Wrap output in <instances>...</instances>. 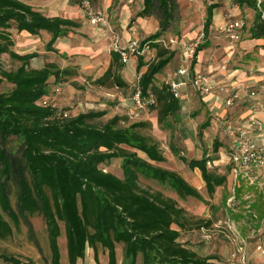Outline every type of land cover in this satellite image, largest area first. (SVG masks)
<instances>
[{
	"label": "trees",
	"instance_id": "trees-1",
	"mask_svg": "<svg viewBox=\"0 0 264 264\" xmlns=\"http://www.w3.org/2000/svg\"><path fill=\"white\" fill-rule=\"evenodd\" d=\"M81 6L80 0H71ZM214 1V0H213ZM240 9H250L255 17L249 33L251 39H264V2L259 0H233ZM217 4L206 9L204 36H208ZM157 17L160 30L140 42L144 48L156 50L151 63L144 55L137 56L136 71L141 96L153 102L148 105L157 111L159 121L179 114L181 101L176 98L169 83L158 85L156 78L175 59L172 51L158 40L179 20L177 0H143L137 18ZM80 28L74 20L48 17L20 0H0V57L8 55L20 65L11 70L0 65V85H13L12 91L0 93V239L13 233L12 221L19 224L20 216L43 218L50 249L51 264H62L59 239L60 224L64 225L69 264H79L90 248L98 258L99 248L107 252L108 264H118L117 246L122 245L124 264H216L211 257H201L181 241V233L209 227L210 222L194 220L175 200L162 192L142 188L140 176L170 186L180 198L192 197L205 204L201 193L181 175L153 167L141 158L142 152L152 161H163L160 143L142 131L152 127L149 122L122 126L114 117L102 126L94 122L106 112H87L77 116H64L52 106L40 102L49 96L52 78L62 82L75 75L72 68L61 69L54 63L43 68L31 67L38 53L19 54L14 50L12 31L51 35L47 52H56V42ZM206 46H199L198 53ZM124 49V48H123ZM111 64L100 78L92 83L100 87H130L123 76L125 64L120 51L111 52ZM135 89V90H136ZM209 126V122L202 128ZM19 143L13 156L9 141ZM215 152L220 145L214 142ZM134 150V152H133ZM114 160L121 161L123 177L105 171L102 166ZM181 160L194 170L199 169L210 198L218 187L226 183L210 156ZM16 181L18 193L16 207L11 197V181ZM10 220H8V219ZM10 264H22L13 256L0 255Z\"/></svg>",
	"mask_w": 264,
	"mask_h": 264
},
{
	"label": "rangeland",
	"instance_id": "rangeland-1",
	"mask_svg": "<svg viewBox=\"0 0 264 264\" xmlns=\"http://www.w3.org/2000/svg\"><path fill=\"white\" fill-rule=\"evenodd\" d=\"M23 1L44 9L45 12H47V16H53L57 13L61 14L60 17L63 18L67 16L69 19L78 18L77 20H79V18H81L86 26V30H82L83 33L79 32L78 35L70 37L72 39L68 38L62 41L63 43L72 45L74 43L75 51L67 54L64 53L63 50H57L56 52H49L50 54L47 58H41L40 55L39 58L31 62V67L35 69L43 67L48 63H54L61 69L72 68L74 70L75 75L62 82L57 83L54 78L51 79L49 83V96L47 98L54 108L72 117L91 111L106 112L103 118L94 122L98 126L104 125L116 116L121 119L120 124L122 126L149 122L152 124V127L142 131V133L152 136L160 143L163 161H152L142 152H137L138 155L147 160L153 167L178 173L182 177H185V179H187L190 174L188 170L190 168L181 160L182 156L188 160L200 159L207 154H211V159L215 157L214 141L216 140L219 145H224L226 139L222 137L216 139L214 137L215 133H212L213 135L210 134L209 126H206L204 129L202 128V126L210 120V112L207 111L204 105V108L203 106H201L202 108L200 107L203 103L195 94L192 96L190 95L189 102L187 98L183 101L181 98V112L169 116L163 122L159 121L157 111L152 110L148 105L149 103L142 108L136 106L132 99L133 94L135 89L138 88L140 75L146 70V68H143L140 73L136 71L137 56L132 57V59L125 64L126 68L122 71V76L130 84L129 88L100 87L92 83L109 68L110 65H108V62L111 52L126 48L132 40H139L142 42L147 36L153 35L160 30V21L157 17H152L147 21L144 26L146 32L139 28L140 26L137 23L136 17L138 13L137 0H91L93 11L102 14L104 18V22L97 25L91 23L90 17L82 6L79 7V14L81 17H78L76 13H63L65 8L61 4L62 0H60V5L62 6L58 11L53 10L55 7H52V4L53 6L56 4L55 0L52 4L50 3L51 0ZM64 1L66 3L65 7L68 8V0ZM177 1L179 4V20L171 28L166 30L161 38L164 40L168 49L176 51V57L168 68L157 76L155 83L158 85L171 82L175 78L176 72L189 64L185 62L187 54L183 47L184 43L187 44L189 42L199 41L201 43L200 45L206 44L204 40L207 38L205 36L203 37L206 12L205 19H203L204 13L202 12L203 8H201V5L208 6L207 3L211 2V0L205 2L203 0H198L200 1L199 4L192 7L189 3L190 0ZM192 1L195 2V0ZM260 1L264 2V0ZM140 4L143 6V0H141ZM123 5H127V7L123 8ZM232 11L234 13L238 12L236 10ZM248 21V18L242 19V22L245 24V31L249 28ZM109 26L114 30V33L111 34L112 37L103 36L101 38V40L104 38V44L98 37L96 38L89 33L91 29H108ZM187 26H192L195 33L197 32L196 37L190 41L185 38L184 29ZM125 31V37H122L121 33ZM12 35L13 39L16 41V52L48 53L46 51V44L50 40L49 33L41 32L40 35L31 37L26 34L21 35L13 30ZM171 40L174 42L172 43ZM225 40L230 47L229 41L226 38ZM91 49H93V51ZM208 50L209 49H205L202 50V52ZM156 55L155 49L146 48L144 53L145 61L151 63L155 60ZM213 60L215 59L213 58ZM0 65L7 70H11L17 68L20 64L12 62L8 55H3L0 57ZM198 71L199 73L204 72V65H202L201 62L199 63ZM165 72L167 73L165 74ZM13 88V85L3 82L0 85V93H8L12 91ZM193 102H196V104ZM8 143L11 153L14 156L19 151V143L12 138ZM102 168L120 178L123 177L120 160H114L109 165L102 166ZM217 171L219 173V170ZM139 183L142 188L162 192L164 196L175 200L181 208L186 210L188 216L194 220L201 219L202 222L208 220L216 222L217 219H221L222 226H227L226 223H224L226 222L225 213H218V215L215 212L214 214L212 213V208L210 206L211 201H209L210 198L206 189H203L202 193L204 198L209 202L208 204L192 197L186 199L180 198L170 186L160 184L142 175L140 176ZM197 183L198 180L193 178L191 184L196 186ZM10 185L13 206L16 207L18 186L16 181L13 180L10 182ZM10 223L13 227V233L7 239H0V255L13 256L22 264H51L46 225L42 217L35 216L25 219L23 216H20L18 225H15L12 221H10ZM60 226L62 230V236L59 239L61 262L62 264H69L65 229L62 223ZM202 228L209 231L211 235L209 240L206 241L202 239L200 228H197L192 231L182 232L181 241L188 243V246L192 247L201 257H216L215 261L218 264H228V261L237 252L236 250L233 251L231 245L228 244L229 239L224 234H218L216 231L219 229L218 227H214V225H210L208 228ZM244 243L245 242L239 246L242 247L241 249L245 252ZM98 252V258L95 259L93 250L87 248L85 259L79 261V264H108L107 252L101 248H99ZM117 253L118 264H124V251L122 245L117 246ZM245 253L247 255V264H257L254 262V259H251L249 251ZM261 255L264 257L262 252ZM0 264L10 263L0 259ZM138 264H141V258H139Z\"/></svg>",
	"mask_w": 264,
	"mask_h": 264
},
{
	"label": "crops",
	"instance_id": "crops-1",
	"mask_svg": "<svg viewBox=\"0 0 264 264\" xmlns=\"http://www.w3.org/2000/svg\"><path fill=\"white\" fill-rule=\"evenodd\" d=\"M20 1L34 7L36 10L42 12L45 15L47 14V12H45V10L42 8L36 7L31 3L23 0ZM55 1V6H53L52 4L54 3V0H51L50 2L52 4V7H55L53 8V10L58 11V9L63 5V7L65 8L63 13H76L78 17H81L79 14V6H75L71 0H68V8L65 7L66 3L64 0H62V5H60V0ZM203 1L205 2L207 0ZM199 2L200 1L198 0H195V2H193L192 0L189 1L191 7L194 5H198ZM136 3L139 13L142 10L143 6L140 4L141 0H137ZM207 4L218 5L214 13L213 23L208 36H205L207 39L204 40V43L206 44H204L203 46H206L205 49L209 50L206 52L200 51L194 65H192L193 61L190 64L186 59L185 62L189 63L188 65H190V73L192 76L195 73H199L198 68L199 63L201 62L202 65H204V72L201 74L208 75L210 77L211 84L215 88V91L210 96L203 97L194 89H192L190 85L181 89L182 101L186 100L187 98L189 102L190 95L192 96L195 94L203 103L200 105V107L204 105L207 111L210 112L209 117L211 118L208 121L210 124V134L215 133L214 137L216 139H220V137L226 139L224 145L220 144L218 151L214 154L215 157L211 161L213 166L217 170H219V174L226 176V183L216 189L213 197H209V201H211L210 206L212 208L213 214L214 212L217 213V215L218 213H225L224 215L226 216V222L224 223H226L227 226H222L221 219H217L216 222L211 220H208L206 222H210L211 225H214V227H218L219 230H217L216 232H218V234H224L229 239L228 244L231 245L233 251L240 250L242 247H240L239 245L245 242V245L243 244L245 246V252L249 251L251 259H254V262L257 264H264V257L261 255V252L256 250L257 246H262L264 249V169L254 170L250 173H245L244 171L240 170L239 174L236 176L233 173L232 167L230 166L229 162V156L234 147V137L227 135L225 130L226 125H231L235 131L239 127H244L251 140L255 141L257 144L264 145V93H262L260 83V81L264 78V39H251L250 37L249 28L251 27L255 17V14L252 10L246 8L240 9L233 3V0H211V2ZM126 7L127 5H123V8ZM207 7L208 6L206 5H201V8H203L202 12L204 13V16L202 14L203 19H205V12ZM232 10H236L238 12L234 13ZM228 14H231L235 19H249V28L247 31H243L244 38L242 39V41L230 47L227 45L225 37L217 32V27L224 23L225 16ZM60 15L61 14L56 13V15L48 17H60ZM67 17L66 19H69ZM77 19L71 18V20H74L80 24V28L70 33L67 37L59 39L54 45V48L56 50H63L64 53L67 54H70V52L76 50L74 48V43L72 45L69 43H63L62 41L68 38L72 39L70 37L78 35V33L82 32V30H86V26L84 22H82V19ZM149 19L150 18H137V23L140 26L139 28L144 32H146V28H144V26ZM113 31L114 30L109 26L108 29H91L89 33H91V35L96 38L98 37V39H100V41H102V43L104 44V38L103 40H101V38L103 36L112 37L111 34L114 33ZM184 33L185 38L188 41L193 40L197 35V32L195 33L192 26H187L184 29ZM19 34H26L31 37L38 36H33L26 32H22ZM125 34L126 31L121 33V36L125 37ZM49 37L51 39L50 34ZM14 42L15 50L16 41L14 40ZM91 50L93 51V49ZM49 54V52L42 53L39 54V56L41 55V58H47ZM39 56L37 58H39ZM213 58L215 60H213ZM111 60L112 58L110 54L108 65L111 64ZM106 71L107 70H105L103 74ZM166 73L167 72H165V74ZM103 74H101L99 78L103 76ZM175 78L178 82L187 81V78L185 77L177 76ZM223 86H228L239 92V100L230 108H227L224 105V96L219 92L220 87ZM253 91H256L258 93L256 97H250V93ZM193 103L196 104V102ZM252 119H256L258 121V125L250 128L247 125ZM210 155L211 154H207V156ZM188 170L190 171L189 176L187 177V179H185V177L183 178L191 186L196 188L204 198L202 190L206 189V186L202 179L200 170ZM193 178H196V180H198L196 186L191 184ZM200 231L202 239L203 235L209 234V231L204 230V228L202 227L200 228ZM188 247L192 249V247ZM245 252L244 255L247 256ZM211 258H213V262H216V257ZM216 264L218 263L216 262Z\"/></svg>",
	"mask_w": 264,
	"mask_h": 264
},
{
	"label": "built area",
	"instance_id": "built-area-1",
	"mask_svg": "<svg viewBox=\"0 0 264 264\" xmlns=\"http://www.w3.org/2000/svg\"><path fill=\"white\" fill-rule=\"evenodd\" d=\"M80 2L81 6L87 12V15L90 17L92 24L97 25L104 22L103 15L93 11L91 0H80ZM244 28L245 24L241 19H235L231 14H228L225 16L224 23L217 28V32L223 35L229 41L231 46H234L241 42L244 38ZM158 42L165 45V42L162 39H159ZM171 42L173 43L174 41L171 40ZM200 44L201 43L199 41L183 44L184 50L187 54V61L190 64L194 60L197 49L201 46ZM165 47L168 48L166 45ZM145 50L146 48L140 51L139 40H132L126 48L118 51H120L121 61L126 64L132 59V57L144 55ZM177 76L185 77L187 78V81L178 82L176 78H174L171 82H169L171 90L176 98H182L181 89L188 85H190L192 89L203 97L210 96L215 91L208 75L201 73H195L193 76L191 75L190 65L179 69L175 74V77ZM260 83L262 93H264V78L260 81ZM219 92L224 96V105L227 108L232 107L240 98L239 92L228 86L220 87ZM257 94L258 93L256 91H253L250 93V97H256ZM132 99L139 108L153 102V98H150L149 100L144 99L138 89L134 91ZM40 104L45 107L52 106L48 98L43 99ZM64 116L66 117L67 114L65 113ZM257 125L258 121L256 119H252L247 126L251 128ZM225 130L227 135L234 137V147L229 156V162L233 173L237 176L240 170L245 173H250L254 170L264 169V145L257 144L255 141L251 140L244 127H239L235 131L231 125H226ZM207 166L211 169L213 167L212 162H208ZM210 238L209 234L203 235V239L206 241ZM257 250L264 254L262 246H257ZM228 264H247V258L244 255L243 249L237 250L233 257L228 261Z\"/></svg>",
	"mask_w": 264,
	"mask_h": 264
}]
</instances>
